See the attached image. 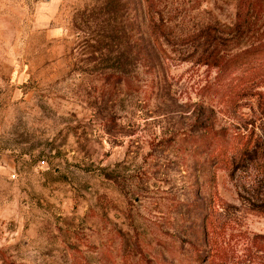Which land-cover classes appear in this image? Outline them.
<instances>
[{"label":"rangeland","instance_id":"1","mask_svg":"<svg viewBox=\"0 0 264 264\" xmlns=\"http://www.w3.org/2000/svg\"><path fill=\"white\" fill-rule=\"evenodd\" d=\"M262 39L264 0H0V264H264V83L207 86Z\"/></svg>","mask_w":264,"mask_h":264},{"label":"trees","instance_id":"2","mask_svg":"<svg viewBox=\"0 0 264 264\" xmlns=\"http://www.w3.org/2000/svg\"><path fill=\"white\" fill-rule=\"evenodd\" d=\"M144 2L148 12L150 13L152 0H144ZM251 4L255 5V2H252ZM240 16L241 19H237V22L235 23V31H241L244 26V16L243 18L242 15ZM215 65L217 72L213 78V82L207 86H211L213 90L223 88L224 94L226 95L224 96L226 101L229 100L236 102L241 93L242 95L243 93L250 95L252 93H258L254 92V89L264 83V39L259 40L255 44L247 46L233 54L220 58ZM227 76L229 77V80L226 79ZM231 76L233 77L231 78ZM239 135L247 138L249 141L252 139L249 135L244 136L240 133L235 134V136ZM248 146L249 142H245L244 147L239 148V150L235 152V156H237V154H241V157L238 158L236 164L243 159V156H245L248 161H253L254 151H249ZM223 148L224 147H222L221 150ZM231 148L234 149V147ZM254 154H256L255 158L257 163H259L258 165L264 169V163H260L257 160L260 159L261 156L259 155V149L257 150V148H255ZM233 160L235 161L236 158H233Z\"/></svg>","mask_w":264,"mask_h":264}]
</instances>
